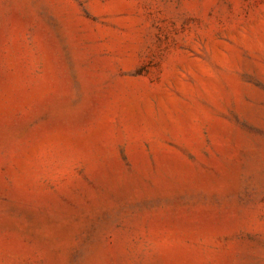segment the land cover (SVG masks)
Here are the masks:
<instances>
[{
  "label": "rangeland",
  "instance_id": "rangeland-1",
  "mask_svg": "<svg viewBox=\"0 0 264 264\" xmlns=\"http://www.w3.org/2000/svg\"><path fill=\"white\" fill-rule=\"evenodd\" d=\"M0 264H264V0H0Z\"/></svg>",
  "mask_w": 264,
  "mask_h": 264
}]
</instances>
